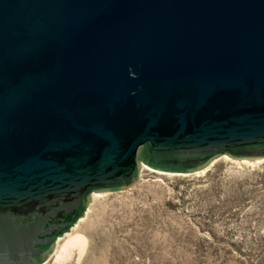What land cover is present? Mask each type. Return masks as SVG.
Returning a JSON list of instances; mask_svg holds the SVG:
<instances>
[{
	"label": "water",
	"instance_id": "95a60500",
	"mask_svg": "<svg viewBox=\"0 0 264 264\" xmlns=\"http://www.w3.org/2000/svg\"><path fill=\"white\" fill-rule=\"evenodd\" d=\"M140 151L264 157V0H0V264H41Z\"/></svg>",
	"mask_w": 264,
	"mask_h": 264
},
{
	"label": "rangeland",
	"instance_id": "374dc122",
	"mask_svg": "<svg viewBox=\"0 0 264 264\" xmlns=\"http://www.w3.org/2000/svg\"><path fill=\"white\" fill-rule=\"evenodd\" d=\"M141 153L137 181L92 191L41 264H264V157L219 154L173 171Z\"/></svg>",
	"mask_w": 264,
	"mask_h": 264
},
{
	"label": "bare ground",
	"instance_id": "6f19581e",
	"mask_svg": "<svg viewBox=\"0 0 264 264\" xmlns=\"http://www.w3.org/2000/svg\"><path fill=\"white\" fill-rule=\"evenodd\" d=\"M244 161H245V160H244ZM72 246H73V245H70L69 242H67V243L65 242V243L62 245V248H61V249H62L63 251H62L61 254H62V255L67 254V253H66V252H67V249H68V248L71 249ZM61 254H60V255H61ZM67 256H68V255H67ZM58 258H59V257H58Z\"/></svg>",
	"mask_w": 264,
	"mask_h": 264
}]
</instances>
